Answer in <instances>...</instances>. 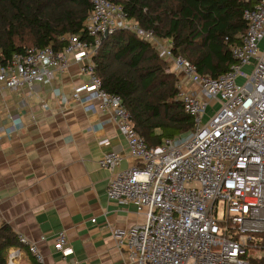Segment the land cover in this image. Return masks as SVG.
I'll use <instances>...</instances> for the list:
<instances>
[{
  "label": "built area",
  "instance_id": "built-area-1",
  "mask_svg": "<svg viewBox=\"0 0 264 264\" xmlns=\"http://www.w3.org/2000/svg\"><path fill=\"white\" fill-rule=\"evenodd\" d=\"M255 1L244 12L245 38L230 46L236 63L219 78L201 76L187 59L174 57L169 40L134 29L197 86L201 96L180 89L194 130L157 147L146 144L121 97L107 92L95 73L93 57L103 37L124 28L127 20L122 6L112 0H91L83 31L92 41L67 36L61 51L34 48L6 62L0 59V93L33 89L65 73L74 62L88 82L68 97L61 95L62 103L80 105L87 112H113L136 164L112 177L107 198L145 216L141 225L113 231L119 247L129 252V264H264V0ZM55 94L60 95L57 89ZM22 128L19 118H9L3 136L10 138ZM120 162L112 153L99 165L114 172ZM19 243L43 264L36 244L24 236ZM56 251L64 258L73 253L65 233L59 235ZM18 254H11L10 264Z\"/></svg>",
  "mask_w": 264,
  "mask_h": 264
},
{
  "label": "crops",
  "instance_id": "crops-1",
  "mask_svg": "<svg viewBox=\"0 0 264 264\" xmlns=\"http://www.w3.org/2000/svg\"><path fill=\"white\" fill-rule=\"evenodd\" d=\"M169 66L181 90L201 97L197 86L173 63ZM87 82L80 66L71 62L65 73L33 89L0 93V218L18 239L36 244L43 264H129V252L119 247L113 231L145 222L133 206L120 207L107 198L112 177L136 164L113 112H87L61 101V95L68 97ZM9 118H19L23 128L7 138L3 130ZM112 153L121 157L114 172L99 165ZM61 233L73 250L66 258L56 251ZM16 251L13 264H40L23 244L8 251L7 264Z\"/></svg>",
  "mask_w": 264,
  "mask_h": 264
},
{
  "label": "trees",
  "instance_id": "trees-1",
  "mask_svg": "<svg viewBox=\"0 0 264 264\" xmlns=\"http://www.w3.org/2000/svg\"><path fill=\"white\" fill-rule=\"evenodd\" d=\"M112 1L141 30L169 40L174 57L187 59L198 74L212 78L228 73L236 63L230 46L242 43L248 30L244 12L256 4L255 0ZM91 8V0H0L1 61L34 48L61 51L67 36L92 41L83 31ZM93 61L104 89L121 97L149 147L194 130L179 97V80L151 42L121 28L100 43ZM19 245L16 233L2 224L0 264H7L8 251Z\"/></svg>",
  "mask_w": 264,
  "mask_h": 264
},
{
  "label": "rangeland",
  "instance_id": "rangeland-1",
  "mask_svg": "<svg viewBox=\"0 0 264 264\" xmlns=\"http://www.w3.org/2000/svg\"><path fill=\"white\" fill-rule=\"evenodd\" d=\"M124 29H130L132 31H134V29L138 26L134 21H130V20H126L125 24H124ZM170 64V62H169ZM190 86V85H189ZM16 249V248H15Z\"/></svg>",
  "mask_w": 264,
  "mask_h": 264
},
{
  "label": "water",
  "instance_id": "water-1",
  "mask_svg": "<svg viewBox=\"0 0 264 264\" xmlns=\"http://www.w3.org/2000/svg\"><path fill=\"white\" fill-rule=\"evenodd\" d=\"M108 38H109V35L106 34V35L103 37V40L108 39Z\"/></svg>",
  "mask_w": 264,
  "mask_h": 264
}]
</instances>
